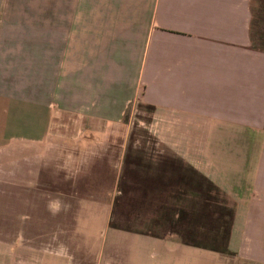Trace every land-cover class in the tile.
Returning a JSON list of instances; mask_svg holds the SVG:
<instances>
[{
	"label": "crops",
	"instance_id": "obj_1",
	"mask_svg": "<svg viewBox=\"0 0 264 264\" xmlns=\"http://www.w3.org/2000/svg\"><path fill=\"white\" fill-rule=\"evenodd\" d=\"M254 2L264 0H0V186L42 197L49 184L111 210L117 195L131 202L123 118L148 107L164 148L143 182L135 171L136 203L171 204L172 157L223 197L229 223L210 216L188 239L112 228L197 250L163 264H264V48L253 44ZM22 234L35 236L19 242L22 264H73L41 233ZM208 242L219 246L195 245ZM3 251L0 264H13L15 251ZM207 251L212 259L201 258Z\"/></svg>",
	"mask_w": 264,
	"mask_h": 264
},
{
	"label": "rangeland",
	"instance_id": "obj_2",
	"mask_svg": "<svg viewBox=\"0 0 264 264\" xmlns=\"http://www.w3.org/2000/svg\"><path fill=\"white\" fill-rule=\"evenodd\" d=\"M252 19L253 44L258 48H264V2H254ZM150 115V108L135 105L126 111L123 118L129 130V145L126 155L128 163L126 162L125 166L129 167L128 172L132 170L129 180L132 187L128 189L127 193L131 197L129 203H122L119 195L115 196L113 200L112 210L108 202H74L72 197L62 196L54 186L47 185L49 183L47 181L51 182L52 180L50 175L54 176L51 167L42 173L46 179L42 183L47 185L40 188L43 191L42 197L34 195L35 189L27 191L25 194L14 187L0 186V248L4 250L3 254L5 255L10 248L15 251L14 256L10 258L13 264H22L20 256L17 255L21 248L19 242L22 243V238L35 237L22 234L26 229L32 230L33 233H41V237L49 245L65 252L62 260L70 261L73 264L76 260H80L84 264H92L97 260H107L111 264H137L139 261L163 264L170 262L171 259L197 258L189 253L188 250L192 249L178 245L171 239L140 236L113 229L109 225L110 219L117 227L133 230L163 232L166 229H171L178 233L177 238L188 239L187 234L193 231L194 225L212 223L215 219L212 220L209 217L220 213L217 211L219 203L216 202H220L217 199H223V197L205 182L196 179L188 170H182V167L172 157L171 184L174 186L172 190L174 195L171 197V204L153 203L147 206L146 203H136L137 176L135 171L142 181L141 175L144 170H147V164L152 163L151 159L159 156L157 151L164 148L152 137L151 128H149V124L152 122ZM164 150L161 151V154L167 153ZM128 164L136 166L132 169ZM155 174L154 187L158 188L163 182L164 172L159 171ZM189 185L190 187H188ZM117 187L121 188L120 183ZM72 190L71 186L65 187L64 193L72 195ZM187 194H191L193 197L198 196L200 200L206 196L211 199L210 205L205 207L201 202L196 201L190 203ZM101 196H104V193ZM109 196L107 195L105 198L107 199ZM25 197L31 201L26 203L22 200ZM33 197L38 199L33 200ZM140 198L142 197L140 196ZM150 198L152 197L149 196ZM199 205L202 209L199 208ZM143 206L147 209L145 212L142 210ZM141 210L140 215L144 218H137ZM198 237L203 238L202 235ZM191 252H197V250ZM202 254L201 258L212 259V255L208 251ZM218 258L222 257L219 255ZM47 261L51 262L52 258L48 256Z\"/></svg>",
	"mask_w": 264,
	"mask_h": 264
},
{
	"label": "trees",
	"instance_id": "obj_3",
	"mask_svg": "<svg viewBox=\"0 0 264 264\" xmlns=\"http://www.w3.org/2000/svg\"><path fill=\"white\" fill-rule=\"evenodd\" d=\"M173 159V158H172ZM175 161L180 165V167L182 166L181 165V162H179V160H176L175 159ZM211 199L209 198V199H207V197L205 196V197H202V199L200 200V198H199V201L203 204V206H208V205H210V201ZM191 200H188V202H190ZM191 203V202H190ZM193 203H194V201H193ZM216 203H219L218 205H217V211L218 212H220L219 213V215H217L218 216V219H219V217L221 216V218H222V221H223V219L225 218L226 219V223H225V225H226V228H227V225H228V223H229V219H228V208H227V204L226 203H221V202H216ZM211 207H213V206H211ZM219 208V209H218ZM214 219V218H213ZM109 225L110 226H112V227H114V228H121V227H117V226H115L114 224H113V221H111L110 219H109ZM123 229H128V228H123ZM129 230H132V231H138V232H140L141 230L139 229V230H133V229H129ZM226 234L224 235V238H223V248H221V249H219V250H217L218 252H221V253H227V250H226V248H225V243H226ZM181 241H183L184 242V240H181ZM188 243V242H187ZM217 245V246H219L217 243H211V242H208V243H203V244H201V243H195V245H205V246H214V245ZM215 245V246H216Z\"/></svg>",
	"mask_w": 264,
	"mask_h": 264
}]
</instances>
